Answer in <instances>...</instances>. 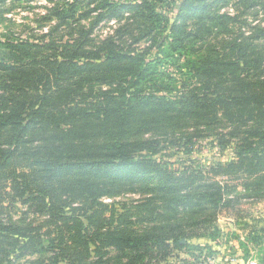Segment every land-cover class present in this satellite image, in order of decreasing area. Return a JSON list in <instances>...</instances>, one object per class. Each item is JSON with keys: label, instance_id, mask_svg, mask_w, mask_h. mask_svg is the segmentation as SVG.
Masks as SVG:
<instances>
[{"label": "trees", "instance_id": "trees-1", "mask_svg": "<svg viewBox=\"0 0 264 264\" xmlns=\"http://www.w3.org/2000/svg\"><path fill=\"white\" fill-rule=\"evenodd\" d=\"M34 1L0 0V18ZM49 1L70 3L54 12L61 27L81 5ZM110 1L84 0L95 8L83 15L132 14L126 35L150 40L155 64L113 38L91 49L0 40V264H191L181 255L222 256L224 211L264 203V29L247 36L209 12L227 0H185L171 23L157 11L168 0ZM163 57L183 60L184 81L159 71ZM191 125L229 126L233 160L179 171L159 158L160 139ZM129 193L143 199L102 202ZM248 240L262 244L264 228Z\"/></svg>", "mask_w": 264, "mask_h": 264}, {"label": "rangeland", "instance_id": "rangeland-1", "mask_svg": "<svg viewBox=\"0 0 264 264\" xmlns=\"http://www.w3.org/2000/svg\"><path fill=\"white\" fill-rule=\"evenodd\" d=\"M111 1L116 4L126 1L140 2V0ZM183 2L185 0H168L165 5L160 3L157 11L166 16L169 20L168 23L174 22V17L179 14ZM255 2V7L245 9L239 0H227L213 6L209 12L236 18L237 22L242 24L239 26L235 24V28L237 31L245 32L248 36L258 27L264 29V0H256ZM69 4L68 2L56 3L49 0H37L32 3L20 2L16 5L7 4L3 7L4 13L0 18V40H5V37L24 39L35 43L46 40V42H55L58 46L70 41L72 44L77 42L80 45L83 44L85 48L91 49L93 46H100L102 42L113 38L117 46L124 51L144 53L147 63L155 64L160 58L159 51L152 46L150 40L135 45V38L138 33L135 32L132 36L126 35V29L131 30L130 27L133 24L130 13L120 17L105 16V19L100 23L96 13H91L87 17L83 15L95 7H88L87 3L81 0V5L76 10L75 19H71L66 26H59L54 17V12L56 9H68ZM195 24L194 21H190L188 26L192 28ZM210 26L212 27L211 24ZM214 32L216 35L218 29ZM162 41L164 42V40ZM159 71L167 76H173L176 80L182 79L183 81L187 72L183 60L172 61V59L167 58L161 63ZM191 127L192 125L176 137L161 138L159 158L172 164L173 169L179 171L207 169L216 166L218 163L233 160L236 141L228 135L231 132L229 126L197 131ZM190 140L191 143H189ZM220 180L223 181L224 179ZM239 190L241 189L239 188ZM142 199L143 197L139 194L129 193L113 199L105 197L102 202L111 206L116 204L120 208L121 204L137 203ZM238 208L242 210L239 214L228 210L219 217L221 247L212 245V250H222V256L209 257L207 250L202 257H199L200 255L197 253L195 257L198 259L185 254L181 255V259L187 260L191 264H248L252 261L264 264L262 262L264 260V242L253 244L248 240L252 228H264V203L253 205L247 200H242ZM22 211L23 207L18 205L15 210H11V213L16 216ZM173 264L180 263L173 262Z\"/></svg>", "mask_w": 264, "mask_h": 264}, {"label": "built area", "instance_id": "built-area-1", "mask_svg": "<svg viewBox=\"0 0 264 264\" xmlns=\"http://www.w3.org/2000/svg\"><path fill=\"white\" fill-rule=\"evenodd\" d=\"M248 264H258L257 261H252V262H249Z\"/></svg>", "mask_w": 264, "mask_h": 264}, {"label": "crops", "instance_id": "crops-1", "mask_svg": "<svg viewBox=\"0 0 264 264\" xmlns=\"http://www.w3.org/2000/svg\"><path fill=\"white\" fill-rule=\"evenodd\" d=\"M241 262H242V260H241ZM239 264H241V263H239Z\"/></svg>", "mask_w": 264, "mask_h": 264}]
</instances>
